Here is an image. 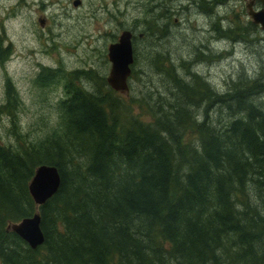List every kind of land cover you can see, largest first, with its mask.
Returning a JSON list of instances; mask_svg holds the SVG:
<instances>
[{
	"label": "trees",
	"instance_id": "16d2710c",
	"mask_svg": "<svg viewBox=\"0 0 264 264\" xmlns=\"http://www.w3.org/2000/svg\"><path fill=\"white\" fill-rule=\"evenodd\" d=\"M141 23L144 36L156 33ZM243 28L218 32L240 41ZM4 42L1 65L12 54ZM158 54L168 86L141 100L151 121L133 116L105 80L85 89L76 77L92 76L76 71L45 142L22 135L20 99L6 80L0 123L10 120L14 140L0 138V264H264V105L247 104L263 83L217 93L185 62ZM133 57L129 79L135 47ZM53 70L42 68L35 83L56 82L63 71ZM40 165L55 166L61 182L38 209L44 242L31 249L8 227L35 214L28 184Z\"/></svg>",
	"mask_w": 264,
	"mask_h": 264
},
{
	"label": "rangeland",
	"instance_id": "374dc122",
	"mask_svg": "<svg viewBox=\"0 0 264 264\" xmlns=\"http://www.w3.org/2000/svg\"><path fill=\"white\" fill-rule=\"evenodd\" d=\"M76 1L79 4L75 6ZM219 1L223 9L219 10L222 19L215 21L217 28L201 13L202 9L210 12L203 0L190 4L186 11L179 9L180 0H0V37L6 41L4 47L9 45L12 50L6 62L0 64V105L8 79L20 99L18 123L22 135H29L32 142H45L57 130L56 104L67 96L65 82L74 78L76 71L90 73L92 80L86 75L76 77L81 81L78 84L85 89L91 87L90 91L95 82L106 81L110 69L108 46L128 29H135L134 68L138 73L129 79L127 94H116L133 116L145 122L151 119L143 113L146 108L142 98L156 90L164 91L168 84L153 65L158 53L166 55L175 66L185 62L217 93L241 80L250 84V80L258 78L264 83V30L259 25L250 28L251 18L245 8L250 0ZM146 20L158 25L155 34L143 35L145 27L141 22ZM135 21L139 22L136 27ZM238 26L246 30V34L240 32V41L233 40L237 32L229 38L218 32ZM164 29L166 33L159 34ZM42 68L63 72L53 84L40 87L35 81ZM251 100L248 105H264V91L261 97ZM218 114H210L213 122L219 120ZM42 119H51L49 128L40 124ZM223 120L222 124L228 122ZM10 129V120L3 117L1 140L9 138L13 142Z\"/></svg>",
	"mask_w": 264,
	"mask_h": 264
},
{
	"label": "water",
	"instance_id": "95a60500",
	"mask_svg": "<svg viewBox=\"0 0 264 264\" xmlns=\"http://www.w3.org/2000/svg\"><path fill=\"white\" fill-rule=\"evenodd\" d=\"M78 4L79 1L74 3L75 6ZM246 7L253 23L259 25L263 30L264 10L253 11L249 3ZM132 39L133 34L128 30H123L117 41L110 44L107 49L110 69L106 77V83L113 91L120 94H127L129 91L128 81L134 62ZM60 182V174L55 166H38L28 184V191L35 204L36 212L32 217L24 218L8 227V230L19 236L31 249L38 248L44 242L38 209L57 193Z\"/></svg>",
	"mask_w": 264,
	"mask_h": 264
},
{
	"label": "flooded vegetation",
	"instance_id": "af4514ba",
	"mask_svg": "<svg viewBox=\"0 0 264 264\" xmlns=\"http://www.w3.org/2000/svg\"><path fill=\"white\" fill-rule=\"evenodd\" d=\"M180 1H182V5L179 6V9L182 8L183 11H186L187 7L188 8L190 7V4L197 3V0H180ZM203 1L207 2V4L209 5L210 12L206 11V9H202L201 13H203V15H205L207 18H209V22L212 21V22H214L213 24H216L215 21H217L219 19H222V16H221V13L219 12V10L222 8L223 3L221 1H219V0H203ZM249 3L252 4L251 5L252 6L251 9L253 11H258V10H261V9L264 10V0H250ZM246 5H245V8H246V12L248 14L249 10L246 7ZM230 8L232 10V15H233V3L230 6ZM248 16H249V14H248ZM251 24L254 25L255 27L258 26L255 23H253L252 19H251Z\"/></svg>",
	"mask_w": 264,
	"mask_h": 264
},
{
	"label": "bare ground",
	"instance_id": "6f19581e",
	"mask_svg": "<svg viewBox=\"0 0 264 264\" xmlns=\"http://www.w3.org/2000/svg\"><path fill=\"white\" fill-rule=\"evenodd\" d=\"M231 3V2H230ZM250 4V7L252 8V4L251 3H249ZM232 5V4H231ZM223 9V8H222ZM264 30V29H263ZM132 49H133V52H134V48H133V46H132Z\"/></svg>",
	"mask_w": 264,
	"mask_h": 264
}]
</instances>
